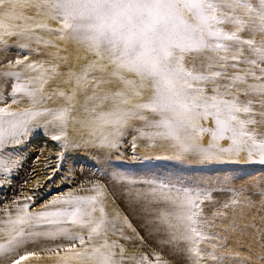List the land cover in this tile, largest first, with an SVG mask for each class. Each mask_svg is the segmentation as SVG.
<instances>
[{
	"label": "snow or ice",
	"instance_id": "obj_1",
	"mask_svg": "<svg viewBox=\"0 0 264 264\" xmlns=\"http://www.w3.org/2000/svg\"><path fill=\"white\" fill-rule=\"evenodd\" d=\"M69 43L84 53L75 57L85 61L79 67L67 54ZM41 47L52 51L41 53ZM13 48L15 59L6 55ZM0 53V186H11L21 151L40 130L62 150L49 180L81 149L102 167L119 166L127 136L133 160L143 140L153 151L165 150L144 160L264 166V132L257 127L264 124V0H0ZM32 54L49 59L32 60ZM50 85L57 86L49 92ZM54 98L63 103L49 106ZM24 101L26 107L14 108ZM209 119L213 126H204ZM128 183L147 186L133 196L147 214L145 227L161 248L179 249L189 264H224L217 251L227 248L228 236L206 230L215 218L225 233L264 232L237 224L244 217L243 208L236 213V190L209 220L202 205L212 195L202 182L157 176ZM253 186L264 205V176ZM92 191L54 195L35 211V195L5 206L0 257L27 264L36 255L28 245L43 240L53 243L41 251L56 264H169L156 248L143 250L147 241L126 215L118 209L109 215L102 185ZM243 204L256 206L247 198ZM133 239L142 250L128 254L119 241ZM258 246L247 264H264V244Z\"/></svg>",
	"mask_w": 264,
	"mask_h": 264
},
{
	"label": "rangeland",
	"instance_id": "obj_2",
	"mask_svg": "<svg viewBox=\"0 0 264 264\" xmlns=\"http://www.w3.org/2000/svg\"><path fill=\"white\" fill-rule=\"evenodd\" d=\"M47 51H52V49H44L43 47L40 48L41 53H45ZM64 54L65 53L63 52L61 53V55H64ZM67 54L70 56V59L72 60V62L75 64H76L75 57L84 55L83 52L76 54L75 50L73 49L70 43L67 45ZM4 55L5 54L0 53V60L4 59ZM6 55L10 58L15 59L17 55V51L15 48H13L11 51L6 53ZM30 59L47 60L49 59V57L46 55L32 54L30 56ZM83 63H85V61L81 60L78 64H76V66L79 67V65ZM65 70L66 68L62 65L61 71H65ZM56 86L57 85H50L48 88L49 92H51L52 88ZM58 86L61 88L65 87L63 84H59ZM10 90L11 89H10V84H9L4 89L5 94L7 95V92H9ZM54 99L56 100V103L53 104L52 101H49L48 102L49 106L55 107L56 105L63 103V101L58 98H54ZM241 99H244V98L241 97ZM26 106H27V102L24 101L23 103L14 106V108H24ZM255 118L258 121L261 120V117L259 115H257ZM202 123L206 127L213 126L211 119H209L207 122L202 121ZM257 127L261 132H264V124H259L257 125ZM40 131H43V130H40ZM204 139L205 141L208 139L207 135H205ZM131 140H132V136H127L122 142V146L120 148V154H123V155L120 161L115 162L116 164L119 165L117 167H113V166H103L102 167L99 159L93 153H92L93 155L91 156L92 157L91 159L98 162L96 166H95V163L88 165L87 163H84V162L78 163V161H76L77 168L80 166L79 168L82 169L85 166H88L87 168H89L90 170L89 171L90 173L88 175L89 179L87 180L89 184L86 187V190L84 191L83 195H94L95 193L92 191L93 185L95 184L102 185L103 191H104V196L102 197V200L110 216L113 213V209H118L121 212L122 216L126 214L121 209V206L119 205V200H117L116 198H113L108 193V188L122 189L124 188L125 185L126 186L133 185V184L128 183L129 178L140 181V180L150 179V178L160 176V177L172 178L173 180L178 178L186 182H195V183L202 182V186L209 189L212 195V200L204 201L202 205L204 217L208 218L209 220L213 219L212 217L213 212L216 209L220 208V206L223 203L229 201L233 196V191L236 190L238 198L241 201V204L238 205L236 208V213L239 215L241 213V209L243 208V217H244L243 219L237 220V224L240 227H243L244 225L255 224L257 228H259L258 225H260L261 229H264V220L260 218L261 215H264V205L260 203V200L262 199L260 195V189L258 187L253 186V180L255 178L264 176V166L259 165V164H247L243 162L239 164H211V165L191 164L190 165V164H182L179 161L167 160V159L144 160L141 158L148 154H151L154 156L157 154L164 155L165 150L157 149L153 151L152 149H149L146 146V142L143 140H137V144L139 145L135 149V156L137 157V159L133 160L131 158L134 155V150L131 147V143H130ZM224 143L226 144V142ZM36 150L37 148H35L34 151ZM56 159L57 160L55 163L50 162V163H47L48 165L45 164L44 166L49 167L53 164L57 165L58 156L56 157ZM65 160L66 158L63 161L62 170L56 173V175L51 180H49V177L52 174V171H53L52 168H46L40 171L42 173L41 177L46 175L48 171L50 173L47 179H41L39 181L40 184L38 181L35 182L34 183L35 185L29 188L28 190L29 193L28 192L26 193V197L29 195H35L37 197V199L35 200V203H36L35 207L32 210L34 209L36 210L42 203L51 199L52 196L54 195H60V194L67 193V192H73V193L75 192V187L77 185L68 187L67 185H70V181L68 182L69 179H67L66 181L64 180L65 178H70L68 176H70L71 174L70 167L67 165H64ZM113 160L115 161V157H113ZM116 173H119V175H116ZM13 176H14V179L19 178L20 177L19 171L18 170L14 171ZM32 176L33 174L27 175L24 177V180L26 179L29 183V181H31L30 179ZM56 176H58L57 178L58 181L61 180L60 182L61 184H59V186L55 188L54 187L51 188L49 186L51 188L50 190V188L46 187V185L51 184ZM14 179L11 182V186H9L7 183H6L7 185L4 184L0 186V201L3 199L4 196L8 194V191L12 188ZM134 185H142V184L137 183ZM241 187H243L245 190L239 191ZM19 188H22V185ZM51 191L53 192L51 193ZM19 193H21V191ZM246 198L255 202L256 206L253 208L245 207L243 204V201ZM18 199H20L18 200L19 202H22L23 200H25V198L23 197L21 198V196H18ZM228 219H232L231 214H229ZM130 221L136 227L137 231L142 235L136 223L133 220H130ZM223 226L224 225L222 221L219 218H215L212 222L211 227H209L206 230L209 232H216L221 236H225V235L228 236L227 248L217 251V255L223 254L225 256L224 264H247V258L250 256L251 253H259L261 251V248H260V251H258L257 245L258 243L264 244V239L259 242L257 239L258 231H256L252 227L245 228L243 233L240 231H237L235 233H225L221 231ZM124 234L127 236L133 235L132 232L127 228H124ZM235 234H238L239 239L237 238L235 239L233 237V235ZM109 239L110 240L117 239V236H110ZM119 243L125 246L128 254L139 253L142 250L140 241L135 240V239L129 240V241L120 240ZM52 246H54L52 242L40 240V241H37L35 244H29L27 251L35 252L36 253L35 256L51 255L47 252L41 251V249L46 248V247H52ZM200 246L202 248L210 250L207 243L201 244ZM237 247H238V250H237ZM152 248H156L157 251H160L162 256L166 260L169 261V264H189V261L187 260L186 256L179 249H178L179 251L176 254L168 255L157 244L153 243L152 241H147V243L143 246V250L148 251V252H150ZM229 253L233 255L229 256ZM236 253L239 254L238 258L235 256ZM0 264H9L8 258L0 257ZM250 264H255V261H251Z\"/></svg>",
	"mask_w": 264,
	"mask_h": 264
},
{
	"label": "bare ground",
	"instance_id": "obj_3",
	"mask_svg": "<svg viewBox=\"0 0 264 264\" xmlns=\"http://www.w3.org/2000/svg\"><path fill=\"white\" fill-rule=\"evenodd\" d=\"M71 46L75 50L76 54L80 53V51H78L74 45L71 44ZM80 61L81 60H78V61L76 60V64H78ZM35 148H37L36 151H34ZM61 151L62 150L59 147V145L57 144V142L52 141L48 136L44 135L43 131H40V134H37V135H34L31 137V142L27 143V146L24 147L20 153V156L23 158L22 167L17 169L19 171L20 177L14 179L13 184H12V188L10 190L8 189L9 190L8 194L6 196H4L3 199L0 201V217H2V215H3L5 206L11 207L12 202L14 200L15 201L20 200V199H18V196H21V198L26 197V193L28 192L30 187L35 185L34 184L35 182H37V181L39 182L41 179H47L50 172L48 171L46 175L41 177L42 173L40 171H42L43 169H46V168H52L53 169L56 166L55 164H53L49 167L44 166V165L47 163H50V162L55 163L57 160L56 157L59 155V153ZM92 155L93 154L90 150L81 149L79 151L70 153L66 157V160L64 162V165H67L70 167V172H71L70 176H68L70 178H65L64 180L66 181L67 179H69L68 182L70 181V185H67L68 187L69 186L72 187L73 185H77L75 187V192H74L77 195H83L84 191L86 190V187L89 184L87 182V180L89 179L88 175L90 173L89 172L90 170H89V168H87L88 166H85L82 169L79 168L80 166L77 168L76 161H78V163L84 162V163H87L88 165L95 163V166H96L98 162L91 159ZM67 171H68V169H67ZM31 174H33V176L30 179L31 181H29V183H28V181L26 179H25L26 181L24 180V177L27 175H31ZM57 178H58V176H56L54 178V180L51 184H47V185L45 184L46 187L50 186L51 188L52 187L55 188V187L59 186V184H61L60 183L61 180L58 181ZM39 184H40V182H39ZM21 185H22V188H19ZM146 187H147L146 185H128V186L125 185L124 188H122V189L108 188V193L113 198H116L117 200H119V205L121 206V209L126 214V216L130 218V220H133L136 223L138 229L141 231V233L145 237L146 241H152L153 243L157 244L161 248V246L157 242L158 238H159L158 235L157 234H150V229L145 227V225H144V218L147 214L144 212L142 204L135 202L133 200V196L135 194L134 190L137 188L144 189ZM51 188H50V190H51ZM20 191H21V193H19ZM52 192L53 191H51V193ZM60 195H62V194H60ZM39 207L36 210H38ZM156 207H163V205H157ZM33 211H35V209ZM117 227H120L119 224L117 225ZM258 227H259L258 229H261L260 225H258ZM237 236H238V234L233 235V237L235 239L236 238L239 239V236L238 237ZM257 239L259 242L261 240H263L264 239V233L258 232L257 233ZM184 246L185 245L183 243H181L179 247L182 249ZM161 249L168 255L169 254L170 255L176 254L179 251L175 247H163ZM257 249H258V251H260L259 246ZM237 250H238V247H237ZM27 264H56V257L52 256V255L34 256V257H31L29 259Z\"/></svg>",
	"mask_w": 264,
	"mask_h": 264
}]
</instances>
